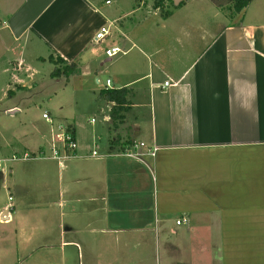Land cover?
I'll return each mask as SVG.
<instances>
[{
	"label": "crops",
	"instance_id": "1",
	"mask_svg": "<svg viewBox=\"0 0 264 264\" xmlns=\"http://www.w3.org/2000/svg\"><path fill=\"white\" fill-rule=\"evenodd\" d=\"M201 1L180 2L155 23L174 41L166 50L150 49L141 5L110 14L99 0H0V78L7 79L0 101L12 98L10 116L22 111V88L39 85L51 58L76 63L65 80L95 99L106 88L129 90V109L114 130L113 104L96 99L106 109L104 130L87 139L78 138L77 123L44 110L73 129L74 157L50 158L45 135L26 142V134L23 143L14 135L0 146V160L22 151L49 155L0 169V189L10 193L0 222L47 209L59 223L50 244L81 242L87 264H264V0H252L220 30L195 22L179 29L180 10ZM102 26L110 33L97 41ZM111 47L123 52L110 58ZM99 133L109 144L93 155ZM134 141L156 147L155 155H121ZM36 176L56 177L57 186L32 204L28 181ZM161 233L166 249L178 252L173 258L161 256Z\"/></svg>",
	"mask_w": 264,
	"mask_h": 264
},
{
	"label": "rangeland",
	"instance_id": "2",
	"mask_svg": "<svg viewBox=\"0 0 264 264\" xmlns=\"http://www.w3.org/2000/svg\"><path fill=\"white\" fill-rule=\"evenodd\" d=\"M231 1L232 0H203L201 3H189L186 7L180 10L181 13L179 16L184 21L178 22L181 24L178 28L181 29L183 28V25L186 26L185 23L195 22L198 27L202 26V30H207L210 33L211 31L214 32L216 28L220 30V28L226 25V23L233 20H240L241 18L239 17V14L228 17L227 13L229 10H227L226 7L230 5ZM99 2L105 6V9L109 11L110 14H114V10L116 9H124L127 11L130 6L134 7L141 5V10L137 11V16L139 18L142 17V15L146 16L141 20L145 19L144 21L150 28V49H155L154 47L158 48L161 46L167 50L169 45H172V42L174 43L169 35H167L170 38L168 41L162 38V34L165 30H159V27L155 23H161V21L165 19L162 15L164 12L168 10L174 12L177 8L174 6L176 4H169V1L165 0L164 7L161 10L160 8L155 7V0H109V3L107 4L106 0H99ZM198 22L202 23L198 24ZM147 25L145 23H141L140 29L148 31ZM202 30L200 32H202ZM103 41H105V38ZM122 52L123 51L121 49L120 53ZM114 60H116V57ZM54 67L53 63H45L42 66V72H40L42 81L39 85L33 89L22 88L24 92L22 94L24 103L21 104L22 111L20 113L10 116L5 112L6 106L12 101L10 96H7L0 101V146L3 145V143H9L10 138L14 135L21 143L24 141L23 138H26V134L28 136L26 142H30L31 139L41 138L45 135L48 137L47 140L49 139V144L47 143V146L51 150V140L55 133L56 125L52 122H49V124L44 122L45 119L42 116L44 110L51 111L57 121L62 120L63 122L69 121L71 123H77L78 138L82 136L83 139H87L88 137H91L93 130L99 128L104 130L102 125H104L105 122L102 119V112L106 111V109L103 111L99 110L101 103H98L99 101L95 99L94 93L92 94L87 88L77 90L73 87L71 82L67 83L65 77H52L51 74ZM101 78L104 81L105 77L102 76ZM6 81L7 79L4 77L0 78L1 84H4ZM1 96L2 93L0 94V97ZM92 119L93 121L91 122L90 120ZM62 124L68 125L66 123ZM108 124L111 125L113 130L115 129L112 126L111 121ZM111 128L110 136L114 138L115 132ZM100 133L98 134L99 139L95 140V142L98 143V146L96 145L97 151H100V143L109 144L107 140L103 141ZM3 152L4 150H1L0 148V155ZM42 152V150L39 152L22 151L13 155L20 157H23L25 153L31 155L32 159H25L23 161L49 157V155L46 154L45 156H41ZM33 155L37 156L34 157ZM12 156L6 160L11 159ZM19 162L20 161L7 162L5 164V168L7 169L10 164L16 165ZM45 162L50 164V161ZM54 167L56 168V164ZM45 184L49 185L47 189ZM28 185L30 187L29 195L32 196L30 203H43V193L48 192L54 194L53 188H56L57 181L56 177L44 180L43 177L39 178L36 176L29 179ZM0 190L1 206L5 201H7L10 193L8 189L2 188ZM56 219V216H53L52 218L51 212L47 209L35 211H31V209H29L20 214L15 221H11L10 223H4V221H1L0 264H87L82 258L83 252L81 242L73 246L60 248L50 244L54 239L52 235L56 231L59 232V223L56 222ZM64 225L65 224H62V228ZM170 240H176V236L171 237ZM166 241L163 240V233H161V256L164 255L167 259L173 258L171 255L178 254V252H170V250H167L165 247L166 245H164Z\"/></svg>",
	"mask_w": 264,
	"mask_h": 264
},
{
	"label": "built area",
	"instance_id": "3",
	"mask_svg": "<svg viewBox=\"0 0 264 264\" xmlns=\"http://www.w3.org/2000/svg\"><path fill=\"white\" fill-rule=\"evenodd\" d=\"M109 34V28L107 26H102L95 35V40H102ZM121 52V49L119 47H111L106 50V55L110 58L118 55ZM111 83L110 80H107V85ZM165 86H169V81L164 82ZM43 118L46 119L48 122H52L53 124V118L50 116L49 113L44 112ZM56 130L54 135L52 136L51 140V150H50V158L57 159L59 161L67 160L71 157L76 156V150H77V141L75 138V135L73 131L70 129L68 125L65 124H55ZM140 149V150H139ZM139 150V151H138ZM141 150H145L146 154L150 156H154L156 153L157 148L156 147H149L145 144V142H137L134 141L130 143L129 147L127 149H124L121 152V155L135 157L137 159L142 160V154L140 153ZM30 154L25 153L23 157L20 156H12L11 159L6 160L2 159L0 160V169L5 168V164L7 162H16L21 161L25 159H32ZM41 155H45L43 152ZM93 155H98V151H93ZM36 157L37 155H33ZM177 224H180V221H177Z\"/></svg>",
	"mask_w": 264,
	"mask_h": 264
},
{
	"label": "trees",
	"instance_id": "4",
	"mask_svg": "<svg viewBox=\"0 0 264 264\" xmlns=\"http://www.w3.org/2000/svg\"><path fill=\"white\" fill-rule=\"evenodd\" d=\"M169 4L174 5L173 0H168ZM186 1V0H185ZM185 1L181 2L179 5L185 3ZM252 0H232L230 5L226 7L228 11V17H232L235 14H239L247 7ZM165 0H155V7L160 8L161 10L164 7ZM179 5H174L178 7ZM162 12V11H161ZM172 14L171 10L164 12L163 17L167 18ZM50 61L54 64V70L52 72V77L57 78L60 76L68 78L69 76L75 74L77 72V64L76 63H68L61 57L51 58ZM129 90L125 87L121 89H103L99 92L97 96V100H104L112 103V107L109 112V118L111 120L112 126L117 128L125 118V113L129 109V101L127 100ZM72 131L73 129L70 128ZM74 133V132H73Z\"/></svg>",
	"mask_w": 264,
	"mask_h": 264
},
{
	"label": "water",
	"instance_id": "5",
	"mask_svg": "<svg viewBox=\"0 0 264 264\" xmlns=\"http://www.w3.org/2000/svg\"><path fill=\"white\" fill-rule=\"evenodd\" d=\"M176 5H178L182 0H173ZM4 219V216L2 217Z\"/></svg>",
	"mask_w": 264,
	"mask_h": 264
}]
</instances>
